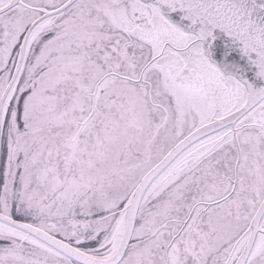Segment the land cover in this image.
Returning <instances> with one entry per match:
<instances>
[{"label": "snow or ice", "instance_id": "1", "mask_svg": "<svg viewBox=\"0 0 264 264\" xmlns=\"http://www.w3.org/2000/svg\"><path fill=\"white\" fill-rule=\"evenodd\" d=\"M0 264H264V0H0Z\"/></svg>", "mask_w": 264, "mask_h": 264}]
</instances>
